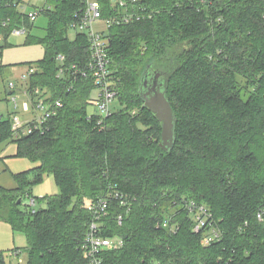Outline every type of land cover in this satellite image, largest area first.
I'll list each match as a JSON object with an SVG mask.
<instances>
[{
    "label": "trees",
    "instance_id": "obj_1",
    "mask_svg": "<svg viewBox=\"0 0 264 264\" xmlns=\"http://www.w3.org/2000/svg\"><path fill=\"white\" fill-rule=\"evenodd\" d=\"M99 1L104 16L114 13L111 0ZM137 3L154 13L109 29L122 108L99 127L88 112L92 81L79 78L66 90L67 80L57 78L58 52L70 61L89 58L87 35L68 36L83 0L55 1L43 37L30 33L19 0H0L5 40L24 26L27 44L45 45L31 85L63 101L42 132L16 138L10 118L0 120V143L14 142L15 156L36 163L14 174L15 188H0V221L25 234L26 264H89L82 251L92 221L87 204L119 190L127 205L110 201L102 232L122 236L124 245L106 252L105 264H264V0ZM149 63L172 64L166 95L176 140L169 151L139 91ZM46 174L59 193L35 197L33 185ZM32 197L39 208L23 205ZM190 201L208 208L218 241L202 243ZM0 264H7L2 250Z\"/></svg>",
    "mask_w": 264,
    "mask_h": 264
},
{
    "label": "built area",
    "instance_id": "obj_2",
    "mask_svg": "<svg viewBox=\"0 0 264 264\" xmlns=\"http://www.w3.org/2000/svg\"><path fill=\"white\" fill-rule=\"evenodd\" d=\"M57 0H19L18 9L28 21L35 25L37 18L41 14H47L54 8ZM114 13L104 16L99 0H83V5L77 10L76 18L69 24V31L74 29L76 34L84 33L88 38L89 58L88 60L70 61L65 52H58L55 55L57 65V78L67 80L66 90L74 87V82L79 78L90 79L93 84L90 104H93L97 111L89 116H95L99 127H103L108 117L113 114L110 103L115 98H119L117 82L112 69V57L109 53L110 27L115 24H124L139 21L153 15V11H148L144 5L137 3V0H111ZM203 3L208 0H202ZM210 2V1H209ZM104 21L107 32L98 31L95 23ZM29 29L24 26L16 27L11 33L28 34ZM10 33V34H11ZM75 34V36H76ZM5 37L0 34V49ZM39 70L37 64H30L26 74L22 75L25 83L23 90L18 91L14 83H11L8 92L10 103L14 111L10 112L11 129L13 135L18 138L27 134L44 131L50 120L58 113L63 106L60 98L53 99L52 92L48 87L32 86L31 77ZM16 111H20L18 114ZM4 116L0 115V120ZM124 193L114 190L105 193L87 204V209L91 214L92 221L82 243V251L89 264H105L104 255L108 251L116 250L124 245L122 236L104 235L103 219L109 213L111 200H116L126 207L127 202ZM31 206H35V199L29 200ZM191 214L194 216L193 229L202 234V243L206 246L213 244L221 238V230L218 226L208 221V208L203 205H196L190 201L187 203ZM261 217V212L258 213ZM123 215L117 216L119 224L123 223ZM164 227L168 228L169 223L164 221ZM19 250L9 252L10 256H18ZM155 264H169L156 262Z\"/></svg>",
    "mask_w": 264,
    "mask_h": 264
},
{
    "label": "rangeland",
    "instance_id": "obj_3",
    "mask_svg": "<svg viewBox=\"0 0 264 264\" xmlns=\"http://www.w3.org/2000/svg\"><path fill=\"white\" fill-rule=\"evenodd\" d=\"M48 16L41 14L35 22L34 28L30 32L36 36H45L47 32ZM95 28L98 31L107 32V27L104 21H98L95 23ZM75 30L69 31V37L72 39L75 37ZM27 34L11 33L3 42V53L0 56V65H5L0 70V115L9 117L10 112L14 111L12 103H10V95L8 88L11 83H14L15 88L18 91L23 90L24 81L22 75L26 74L29 69V63H36L42 59L45 54V45L43 43H26ZM246 93L244 98L248 96ZM122 108V103L119 98H115L110 103V109L114 113ZM21 114L20 111H16ZM89 114L96 113L97 108L90 104L88 107ZM8 143V141H5ZM7 147V152L16 151V144L11 142ZM13 161H22L20 158H15ZM26 165L16 168L19 171L33 168L36 163L26 159ZM33 195L35 197H43L45 195H51L59 193V188L54 181L52 174H46L42 182L36 183L32 188ZM29 198H27L23 205L29 204ZM42 204L36 202L35 209L39 208ZM27 239L23 232H13L9 224L0 221V250L4 251L7 264H26L27 261ZM18 249V256H10L9 252Z\"/></svg>",
    "mask_w": 264,
    "mask_h": 264
},
{
    "label": "water",
    "instance_id": "obj_4",
    "mask_svg": "<svg viewBox=\"0 0 264 264\" xmlns=\"http://www.w3.org/2000/svg\"><path fill=\"white\" fill-rule=\"evenodd\" d=\"M171 65L149 63L141 76L139 91L144 104L161 122L162 132L160 146L171 150L176 140V118L171 102L166 95L168 68ZM22 201L20 197L17 201Z\"/></svg>",
    "mask_w": 264,
    "mask_h": 264
},
{
    "label": "crops",
    "instance_id": "obj_5",
    "mask_svg": "<svg viewBox=\"0 0 264 264\" xmlns=\"http://www.w3.org/2000/svg\"><path fill=\"white\" fill-rule=\"evenodd\" d=\"M9 144L10 143L7 142L0 143V188H15L17 186V181L14 174L19 172L16 168H23L27 164V158L14 155L16 152L15 150L14 152L6 151L7 149H10V147H7ZM15 158H20L22 161H13L16 160Z\"/></svg>",
    "mask_w": 264,
    "mask_h": 264
}]
</instances>
